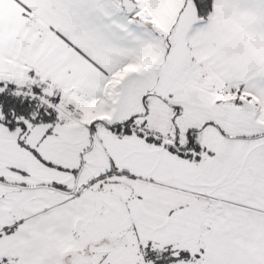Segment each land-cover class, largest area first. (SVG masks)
Segmentation results:
<instances>
[{
  "label": "snow or ice",
  "instance_id": "obj_1",
  "mask_svg": "<svg viewBox=\"0 0 264 264\" xmlns=\"http://www.w3.org/2000/svg\"><path fill=\"white\" fill-rule=\"evenodd\" d=\"M0 264H264V0H0Z\"/></svg>",
  "mask_w": 264,
  "mask_h": 264
}]
</instances>
